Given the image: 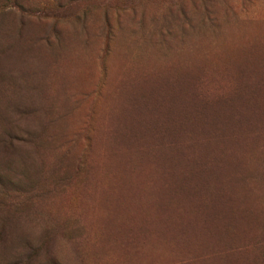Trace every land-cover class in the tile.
Segmentation results:
<instances>
[{"label": "rangeland", "instance_id": "1", "mask_svg": "<svg viewBox=\"0 0 264 264\" xmlns=\"http://www.w3.org/2000/svg\"><path fill=\"white\" fill-rule=\"evenodd\" d=\"M0 264H264V0H0Z\"/></svg>", "mask_w": 264, "mask_h": 264}]
</instances>
